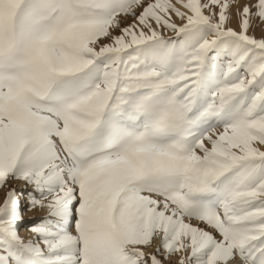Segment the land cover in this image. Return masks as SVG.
<instances>
[{
    "label": "snow or ice",
    "instance_id": "1",
    "mask_svg": "<svg viewBox=\"0 0 264 264\" xmlns=\"http://www.w3.org/2000/svg\"><path fill=\"white\" fill-rule=\"evenodd\" d=\"M0 192V264H264V0H0Z\"/></svg>",
    "mask_w": 264,
    "mask_h": 264
},
{
    "label": "rangeland",
    "instance_id": "2",
    "mask_svg": "<svg viewBox=\"0 0 264 264\" xmlns=\"http://www.w3.org/2000/svg\"><path fill=\"white\" fill-rule=\"evenodd\" d=\"M233 26H235V21H233ZM170 35V33H168ZM255 34L259 37L260 36V29L259 28H256L255 29ZM0 196H2V192H0ZM26 215H31V213L29 214H26ZM21 235L22 236H27L26 232L23 230V228H21Z\"/></svg>",
    "mask_w": 264,
    "mask_h": 264
},
{
    "label": "bare ground",
    "instance_id": "3",
    "mask_svg": "<svg viewBox=\"0 0 264 264\" xmlns=\"http://www.w3.org/2000/svg\"><path fill=\"white\" fill-rule=\"evenodd\" d=\"M27 214H29V213H27Z\"/></svg>",
    "mask_w": 264,
    "mask_h": 264
}]
</instances>
